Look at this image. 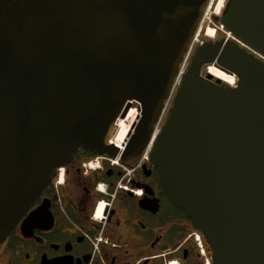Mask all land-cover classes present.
I'll use <instances>...</instances> for the list:
<instances>
[{"label": "water", "instance_id": "95a60500", "mask_svg": "<svg viewBox=\"0 0 264 264\" xmlns=\"http://www.w3.org/2000/svg\"><path fill=\"white\" fill-rule=\"evenodd\" d=\"M208 2L0 0V244L80 148L117 155L135 108L122 161L150 143L213 264H264V0H226L231 38L197 44L175 86ZM212 62L234 86L202 74Z\"/></svg>", "mask_w": 264, "mask_h": 264}, {"label": "flooded vegetation", "instance_id": "af4514ba", "mask_svg": "<svg viewBox=\"0 0 264 264\" xmlns=\"http://www.w3.org/2000/svg\"><path fill=\"white\" fill-rule=\"evenodd\" d=\"M215 34L201 43L231 38L218 25ZM209 65L236 83L230 70ZM129 141L115 157L80 148L70 163L53 169L0 244V264H213L202 233L167 197L158 168L148 158L139 163L144 150L122 161ZM43 203L45 218L24 229Z\"/></svg>", "mask_w": 264, "mask_h": 264}, {"label": "bare ground", "instance_id": "6f19581e", "mask_svg": "<svg viewBox=\"0 0 264 264\" xmlns=\"http://www.w3.org/2000/svg\"><path fill=\"white\" fill-rule=\"evenodd\" d=\"M213 1H215V0H210V2L208 3L204 15H206V13L208 11V8L211 6V3ZM225 2H226V0H217L216 6H215V10L213 11L215 16H219L220 15V13H221L224 5H225ZM204 15H203V17L201 19V23H200V26H199L200 28H198V30H197L198 32L195 35V41H197V37L199 36V33L201 31L202 23H203V20H204L203 19L204 18ZM215 30H217V27L215 28ZM214 32H215L214 29H212L210 27V28H207L205 30V33L204 34L210 36V38H211V37H214L216 35V34H214ZM207 71L210 74L214 75L215 77L220 78V79L226 81L227 83L232 84V82H234V77L233 76H231L229 74H226L225 72H223L219 68L215 67L214 65H209L207 67ZM137 114L138 113H137L136 109L135 108H131L128 111V113H127V115H126L125 118L119 119L117 121L116 132H115L114 137L112 138V142L119 149H122V147H123V145L125 143L126 137H127V132L129 130V127L131 126V124L133 122L136 121ZM100 209H101V205H100Z\"/></svg>", "mask_w": 264, "mask_h": 264}, {"label": "rangeland", "instance_id": "374dc122", "mask_svg": "<svg viewBox=\"0 0 264 264\" xmlns=\"http://www.w3.org/2000/svg\"><path fill=\"white\" fill-rule=\"evenodd\" d=\"M209 2H210V0H209ZM216 2H217V0H215V1H213L211 3V6L208 8V11H207L206 15H204V13H205V10H206V7H207L208 3L206 5V7H205V10H204V13H203V15H204L203 19L204 20H203V23H202V27H201V31L199 33V36L197 37V41L195 42V45L198 44V43H201L204 37L210 38V36L204 34L205 30L207 28L211 27L212 29H214V31H215L214 34L216 33L215 28L217 27V25L221 29V25L219 23H217L216 25L213 24V22H214L213 17L215 16L213 11L215 10ZM205 73H207V67L206 68L203 67V69H202V74H205ZM168 107H169V105H168ZM166 113H167V111L165 112L160 124L163 123V120H164V118L166 116Z\"/></svg>", "mask_w": 264, "mask_h": 264}, {"label": "built area", "instance_id": "2783aa9c", "mask_svg": "<svg viewBox=\"0 0 264 264\" xmlns=\"http://www.w3.org/2000/svg\"><path fill=\"white\" fill-rule=\"evenodd\" d=\"M199 28H200V27H199ZM199 30H200V29H199ZM197 32H198V31H197ZM197 32H196V33H197ZM195 35H196V34H195ZM195 42H196V41H195V36H194V38H193V40H192V43H191V46H190V49H189L188 53H187L186 56H185L184 62H183L182 65H181V69H180L179 75H178L177 78H176L175 86L178 84V82H179V80H180V77H181L182 73L184 72L185 68H186V67L188 66V64H189V60H190V57H191V55H192V52H193L195 46L197 45V44L195 45ZM231 85H234V82H232ZM161 120H162V119H161ZM161 120L159 121V123H158V124L156 125V127H155V134H156V132H157V131L159 130V128H160ZM111 142H112V140H111ZM150 148H151V144L149 143V144L147 145V147L144 149V152H143L142 156H141L140 159H139V163H140L142 160L148 158V154H149Z\"/></svg>", "mask_w": 264, "mask_h": 264}]
</instances>
